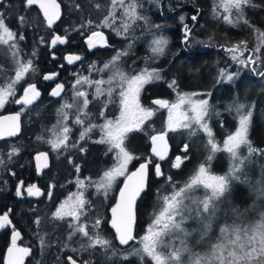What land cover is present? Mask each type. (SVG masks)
I'll return each mask as SVG.
<instances>
[{
  "label": "trees",
  "instance_id": "16d2710c",
  "mask_svg": "<svg viewBox=\"0 0 264 264\" xmlns=\"http://www.w3.org/2000/svg\"><path fill=\"white\" fill-rule=\"evenodd\" d=\"M178 1L175 6L180 7L176 10V15L168 21H164L163 16L167 13L168 7L175 8L173 4L164 0L153 7L148 5L149 10L152 11L153 24L160 26V32L167 31V39L169 41L170 34V41L165 54L152 60L156 65L155 68L160 70L162 79L147 85L142 92V97L147 103L155 97L171 100L174 96L173 91L177 92V90L169 87L172 80L177 81L178 92L180 93L185 91L190 93L212 91L213 95L206 98L210 100L211 105L220 111V117H214L210 120V125L215 140L222 141L235 129L236 117L234 113L225 111L223 108L224 102L230 103L232 100L228 92L222 91L223 84L228 81L215 84V78L218 69L226 68L229 64L228 58L225 57L228 54L224 50L225 48L243 40L247 42L250 50L252 49V37L255 38L264 31V0H251L250 5L244 6V17L249 21V25H244L243 21H240L237 27L224 23L222 16L217 12L218 10H214V7L217 8L215 4L217 0ZM67 3L71 4L73 8L67 15L66 31H63L62 23L58 24L55 31L72 38L73 42L71 41L72 43L69 44L68 52L81 55L80 63L72 67L64 63L61 46L51 49L50 39L53 30L45 25L36 7H25V0H4L0 3L2 5L0 13L4 14L10 29L25 37L22 41L18 39L15 41L19 46L20 57L25 61L31 59L36 69L34 72L26 74L23 80L16 85L15 95L9 97L0 110L1 114L8 110L17 109L23 117L22 134L11 140H0V159L4 160V163L0 164V211L11 209L13 226L20 232L18 243L31 249L24 264H58V261L59 264H66L70 255L73 258L82 257L83 260H91L92 264H111V261L105 260L103 251L99 249L91 254L82 251L73 254L71 249L79 250L85 238L77 234L69 240L68 225L71 218L66 217L62 221H57L52 216L63 198L74 189L71 180H73L74 172H77L80 178L86 179L84 198L88 201V207L85 215L89 217L85 220L82 216L79 223H84L91 229L92 221L98 217L102 221L103 235L114 240L116 233L110 224V209L115 203L122 179L115 180L106 193L103 190L97 191L95 187V184L98 183L96 175L102 171L93 168L99 165H109L107 163L110 162L109 157L112 152H107L105 144L95 143L98 140L93 135L92 137L88 135L86 140L79 139L78 143H80H76V148H68L66 156H56L48 152V142L45 140V132L43 133V131L56 116L57 109L64 103H71L72 98L67 93L59 98H49L47 95L49 83L44 80V76L57 74V82L60 81L67 86L73 78L78 76L91 77L92 72L95 71H90V65L102 68L105 63L111 61L116 51H124L130 41L128 36H120L117 42L111 41L112 49L89 48L86 36L96 28L86 23L88 19H85L87 14L83 10V1L68 0ZM76 5H81L83 8L80 9ZM187 7L189 8L188 12ZM159 13H162L163 16H159ZM76 14H82L83 18L79 19ZM21 15L25 17L23 24H19L17 19ZM190 15H195L196 21L190 19ZM179 16H184L183 22L180 21ZM64 18L62 17L63 20ZM186 23L192 31L189 41L182 46L180 44V31L183 30ZM173 27H178V30ZM134 36H139V34ZM133 45L131 52L121 58L123 67L126 70L149 68L150 63L144 59L146 55H150L146 48L147 43L143 44L135 40ZM182 47H188L192 55L189 57L183 55L181 53ZM60 48L61 50H59ZM7 49V45H0V65H3V70H0V87H6L10 80L15 79L16 64L11 52L5 55ZM245 54L248 53L245 52ZM261 59L264 61V46L261 48ZM256 67L259 71H264V66L261 64H257ZM238 69H241L240 74L244 78L243 92L246 93L244 96H239L238 99L254 105L249 139L254 148L264 150V81L260 77L252 75L247 67L238 66L237 68H230L229 71L236 72ZM102 76H106V74L94 78L99 80L102 79ZM28 84H35L40 89L41 96L32 107L20 106L18 108L14 103L22 89ZM93 105L92 101L85 111L93 107L94 114L89 116L98 117L99 112L97 114L95 110L97 107ZM22 107L24 108L23 112H21ZM68 110L71 114H76L75 108ZM163 119V110L158 111L154 118L147 120L139 129L129 132L125 138V148L134 157L132 166L145 161L149 163V170L146 187L134 205L133 234L136 239L131 241L128 246H119L118 241L114 240L118 248L140 247V237L145 234L148 225L154 219L153 214H158L161 210L162 196L171 194L174 185L183 187L184 183L194 174V170L209 154L204 148L207 140L205 135L200 133L189 140L187 132H179L180 134H177L179 137L174 139L173 136L176 133L167 132L170 149L165 158L161 160L152 151L150 137L155 133H164ZM221 119L224 121L223 126L220 123ZM185 143L192 145L191 150L187 153L189 158L182 161L180 168H174L172 165L176 156L183 157L184 155L182 149ZM81 146L85 151L79 150ZM13 147L19 151L9 158V152ZM41 152L47 154L49 167L38 171L36 157ZM241 155L247 156L248 153L243 152ZM70 160L72 163L69 162ZM255 160L258 161V166L264 165V156L258 152L246 162L247 168H244V173L250 182H257L258 184L264 178V171L255 174L254 170L248 169L250 163L254 166ZM157 164L160 165L163 172L162 177L155 174ZM74 165H79L80 170L76 171L69 168V166ZM229 165L228 154L219 152L211 162L210 167L212 172L225 174ZM168 177H171V183L168 182ZM18 184L35 185L40 190V195H34V199H32L28 197L27 193L20 191L21 195L18 196L16 194ZM251 190L248 183L235 181L232 184L230 198L233 203L242 209L249 208L250 204H254L256 209L254 213L246 214L243 218L244 223L258 219L259 212L264 211V198L256 196L255 193L253 197ZM202 191L201 189L198 194H202ZM38 218L39 224L35 222ZM216 235H218V227L212 234L213 242ZM40 236L44 237V246L40 243ZM10 241L11 234L8 231H0V264H4V254ZM65 243L68 244L67 248L64 247ZM194 250L203 253L205 248L197 246ZM185 260L187 259L185 258ZM78 264H81L79 259ZM127 264H141V261L138 257H129ZM144 264H153V262L150 258H145Z\"/></svg>",
  "mask_w": 264,
  "mask_h": 264
},
{
  "label": "snow or ice",
  "instance_id": "6c2138e0",
  "mask_svg": "<svg viewBox=\"0 0 264 264\" xmlns=\"http://www.w3.org/2000/svg\"><path fill=\"white\" fill-rule=\"evenodd\" d=\"M152 2L159 5L160 0H152ZM111 3L113 8L117 4L122 8V13L119 16L121 21L119 27L113 24L117 16L112 10H108L100 25H97L98 27H111L117 36H127L134 31L136 22L143 21L145 31L152 36V39L148 42L150 55H146L144 59L151 62L165 54L169 41L166 37L158 36L152 31V29H158L160 26L151 25L148 17L139 11V9L143 8L140 0H111ZM35 4H39L48 26L51 27L54 20L58 19L60 15L59 6L55 4V0H51V3H46L45 0H25V7ZM250 4L251 0H220L218 7L224 8L225 12L229 13L222 16L223 22L233 27L239 26L240 21H243L244 25H249V21L244 17L243 13L244 6ZM50 7L54 11L50 12ZM76 7H79V5H76ZM94 7L101 9L102 5L96 3ZM233 10H235L234 16L231 15ZM17 19L19 24L25 23L23 15ZM196 19L197 17L194 15L192 20L196 21ZM180 21H184V16L180 17ZM86 23L91 25L92 21L88 20ZM191 31L188 25L184 24L182 43L189 41ZM94 38L98 39L94 40ZM17 39L22 41L25 37L11 30L6 23L4 14L0 13V45L8 46L5 55L11 52L13 61L16 64L15 79L10 80L6 87H0V107L4 106L9 97L15 95L16 85L23 80L25 75L36 70L31 59L25 61L20 57L19 46L15 42ZM133 39L138 38L134 37ZM51 43L54 46L57 43H65V40L61 36H55ZM98 43L104 46L107 45V40L103 32L93 31L87 40L88 47L94 48ZM133 46L130 40L128 47L124 51H116L111 61L105 63L102 68L90 65V71L102 73L108 70L111 72L112 74L107 80H91L87 76H78L73 85V88L83 84L94 85L95 93L92 99L98 101L105 94L109 98L113 97L117 92L119 95L120 115L115 121L106 119L102 125L88 124L80 133V140H86L88 133L99 127L102 135L95 143L108 145V153L116 152V165L104 171L101 182L95 184L98 192L103 190L106 193L118 177L127 175L125 170L134 157L125 149V138L129 132L133 129H139L149 117L154 115L153 109L145 108L141 105L140 94L145 85L162 79L160 70L152 69L148 71L143 69L137 74L129 75L118 66V62L131 52ZM262 46H264V32L259 33L258 44L250 50L247 42L243 40L224 50L230 55V59L235 64L247 67L252 75L258 76L264 81V71H259L256 67L257 64L264 66V61L261 59ZM245 52L248 53L246 58ZM65 59L71 64L79 61L81 57L69 56ZM230 67L218 69L215 84L235 81L240 75L241 69L236 72H230ZM0 70H3V65H0ZM56 75H45L44 80H52ZM103 85H107V87H102ZM169 87L177 90L178 103H170L163 99L153 101L155 105L169 109L168 130H186L189 140L202 131L207 137L204 148L209 154L194 170V174L184 183L183 187L174 185V190L171 194L162 196L161 210L158 214H153L154 219L148 225L145 234L140 237V247L121 249L118 248L114 240L118 241L119 246H128L131 241L136 239L133 234L135 222L134 205L146 187L149 163L140 164L135 172L127 175L124 186L120 189V198L111 209L112 219L110 223L116 233L114 240L103 235V230L101 229L102 221L98 217L92 221L91 229L84 223H79L82 216L85 220L89 219L85 215L88 201L82 193L72 194L52 214L57 221H62L66 217L71 218L68 225L69 240L77 234L85 238L81 243L80 249L72 248L71 252L76 254L78 251H82L91 254L99 249L103 251L105 260L111 261V264H127L129 257H138L141 264H144L145 258H150L153 264H264V211L259 212L258 219L244 223L243 218L246 214H250L256 209H242L236 206L230 198L232 184L235 181L248 183L256 196L264 198V178L257 184V182H250L244 173L246 162L254 154L259 152L260 155L264 156V150L254 148L249 139V127L253 117L254 105L242 102L235 96L232 98L225 111L235 114V117L238 118V127H236L234 132L227 135L222 142L223 147L221 148L213 136V130L209 123L214 117H220V111L210 104L209 99L197 98L200 96L211 97L213 92L180 93L178 92L176 80H172ZM63 90L64 85L58 83L50 95L60 97ZM40 96L41 93L37 90L36 85L28 84L23 90V95L15 103L24 106L33 105ZM90 103L87 92L74 91L72 102L62 104L57 109V112L61 114V121L68 120L69 117L65 109L75 108L76 119L74 123L84 125V117L89 115L85 109ZM104 107H107V103H104ZM23 111L24 108L22 107L21 112ZM131 113H137L138 115L135 119H129ZM100 115L103 116L104 112L101 111ZM5 119L12 121V123L7 130L0 129V136H15L20 131V113ZM61 121H58V123ZM220 123L223 126V119L220 120ZM49 131L52 130L50 129ZM69 132L70 128L63 125H61L59 131L54 132L55 139L47 141L54 151L69 147ZM151 140L154 145L153 153L163 160L167 155L166 143L161 150L156 147V142H164L165 136L163 134L152 136ZM70 147L76 148V144L73 143ZM191 147V143L184 144L182 149L183 157L177 156L172 167H181L182 161L189 158L187 153L191 150ZM242 147H246L247 156L241 155ZM79 150L85 151L83 146ZM18 151L19 149L13 147L11 152H9V158ZM219 152L228 154L230 165L225 174L215 175L212 174L210 166ZM41 157L46 160L47 154L41 152L36 159L39 160ZM69 162L72 163L71 160ZM3 163L4 160L0 159V164ZM38 167L40 166L38 165ZM75 168L76 171L80 170L79 165H75ZM155 174L158 177L163 176L159 164L156 165ZM168 182H172L171 177H168ZM77 185L81 189L85 187L83 180H77ZM34 188L35 191H33ZM201 189L203 190L202 194H198ZM27 191L28 195H40V190L35 185L30 186ZM16 194L18 196L21 195L19 187ZM69 200L72 201L71 204H69ZM236 221L241 222L237 223ZM35 222L39 224V218ZM10 223L8 213L0 216V228ZM189 224H194L195 227L189 230ZM217 227L218 235L215 236V241L213 242L212 234H214V230ZM19 239L20 232L13 228L11 246L7 250L6 264H24L25 257L30 255L31 249L29 247L18 246L17 241ZM39 239L41 245L44 246V237L40 236ZM197 246L205 248L203 253L194 250ZM64 247L67 248L68 244L65 243ZM185 257H187V260H185ZM78 259L81 264H92L91 260H83L82 257L73 258L71 255L68 256L66 264H78Z\"/></svg>",
  "mask_w": 264,
  "mask_h": 264
},
{
  "label": "rangeland",
  "instance_id": "374dc122",
  "mask_svg": "<svg viewBox=\"0 0 264 264\" xmlns=\"http://www.w3.org/2000/svg\"><path fill=\"white\" fill-rule=\"evenodd\" d=\"M67 1L68 0H61L60 2H61V4H62V6H63V10L64 11H66L65 12V14H64V16H65V18H64V16H63V18H64V20L62 19V27H63V31L65 32L66 30V19H67V15H68V13L71 11V9L73 8V6L71 5V4H68L67 3ZM83 1V7L81 6V5H79V8L80 9H82L83 8V10H85V12H86V16H87V18H85V19H88V20H91L92 21V24H91V26H93V27H95L96 29H99V30H103V31H105L106 33H108L109 34V36L113 39V41L114 42H117L118 41V39H119V37L120 36H117L116 34H115V32L112 30V28L111 27H109V28H105V27H102V26H100V27H98L97 25H100V23H101V21L103 20V18H104V16L107 14V12H108V10H112L114 13H115V15L117 16V19L116 20H114L113 21V24H114V26H116V27H119V25H120V23H121V21L119 20V16L121 15V13H122V8L117 4V6L116 7H112V3H111V0H82ZM96 3H100L101 5H102V8L101 9H96L95 7H94V5L96 4ZM140 3L143 5V8L141 9V10H139L140 12H142V11H147L148 10V7L146 6L145 7V5H152V7L155 5V3H153L151 0H140ZM219 3H220V0H217L216 1V5H217V8H215L214 7V10H218L217 12L221 15V16H223V15H225V14H229V13H226L225 12V10H224V8H222V7H218V5H219ZM164 4H166L165 2H164ZM235 13V10H233V12L231 13V15H233ZM244 13H245V10H244ZM243 13V14H244ZM143 14V13H142ZM223 14V15H222ZM70 16V15H69ZM76 16L79 18V19H82L83 18V15L82 14H76ZM82 17V18H81ZM180 17L181 16H179V19H180ZM69 20V19H68ZM118 21H120V22H118ZM143 22V21H142ZM140 25V21H138V22H136V25L134 26V31H132V32H130L127 36H132V34H135V28H137L138 26ZM262 32H264V31H262ZM180 33H181V38H183V30L181 29V31H180ZM156 35H162V36H164V37H166L167 38V31H161V32H157L156 33ZM65 36V35H64ZM52 37H53V34L51 35V39H52ZM51 39H50V41H51ZM152 39V37L151 36H148V38L146 37V36H143V42L144 43H147V50H148V42L150 41ZM130 41V40H129ZM132 41V43L135 41V40H131ZM169 41H170V34H169ZM251 41H252V45H251V47L252 48H254V43H255V47H256V45L258 44V42H259V36H257V37H255L254 38V36L252 37V39H251ZM51 44V43H50ZM116 54V53H115ZM114 54V55H115ZM247 55L248 54H245V58L247 57ZM225 57H227L228 58V62H229V64L227 65V67L228 66H231L230 68L231 69H233L234 67L235 68H237L238 66H240V65H237V64H235L231 59H230V55L229 54H227ZM148 63H150L149 65H148V67L149 68H147V70L148 71H151L152 69H157V68H155L156 67V65L153 63L154 61H151V62H149V61H147ZM118 66L120 67V69L122 70V71H126V68H124L123 67V64H122V60L121 61H119L118 62ZM243 67V66H242ZM229 68V69H230ZM141 70H143V69H139V70H136V72H134V73H129V75H131V74H137L139 71H141ZM241 73V72H240ZM103 74H106V76H102L101 78L103 79V80H107L108 78H109V76L112 74L111 72L109 73V71L107 70V72H100V76L101 75H103ZM91 80H95V78H96V76H95V78H94V75L92 74V76L91 77H89ZM77 79V77L76 78H73L70 82H69V84H68V86H67V91H68V94L67 95H69L71 98H72V96H73V92L74 91H85V92H87L88 93V98H89V100L92 102L93 101V103H94V105L97 107L95 110L97 111V114H98V112H99V114L97 115L98 117H94V116H89V115H93L94 114V112H93V107L92 108H90L89 110H87L88 112H90L89 113V115L87 116V117H84V119H85V124L84 125H79V124H76V123H74V121H75V119H76V114L74 113V114H71V112L68 110V109H65V111L67 112V114H68V120H62L61 121V114H59L58 112H56V116H54V118L52 119V122L51 123H49L47 126H46V128L44 129V131H43V133L45 132V140L46 141H49L50 139H55V136H54V132H57V131H59L60 130V128H61V125H63V126H67L68 128H70V132L68 133V136H69V139H68V144H69V147H70V145L71 144H73V143H77V144H79L78 143V141H79V139H80V133L84 130V128L85 127H87L88 126V124H95V125H102L104 122H105V120L107 119V120H112V121H115L116 120V118H118L119 117V115H120V104H119V95H118V92L113 96V97H111V98H109L108 96H107V94H105L104 96H102L101 98H100V100L98 101V100H94V99H92V96H93V94L95 93V86L94 85H90V84H83V85H77L76 86V88H73V85L75 84V80ZM158 81H160V80H155V81H153V82H151V83H149V84H153V83H155V82H158ZM149 84H147V85H149ZM147 85H145V87L147 86ZM27 87V86H26ZM102 87H107V85H103ZM114 88H115V86H113ZM145 87H144V89H145ZM243 88H244V78H243V76H241V74L235 79V81H233V82H227V83H224L223 84V86H222V91L224 92H228V94L231 96V99L235 96V97H239V96H244V94H246V93H244L243 92ZM144 89L141 91V94H140V103H141V105L143 106V107H145V108H149V109H153L154 110V115H152L151 117H149L147 120H149V119H152V118H154V116L157 114V112L158 111H162L163 110V113H164V119H163V129H164V133H166L167 134V132H171V133H176V135L175 136H173V138L174 139H177L178 137H179V135H177L179 132H187L186 130H183V129H178L177 131H169L168 130V116H169V109L168 108H161L160 106L158 107V106H154V105H152L151 103H150V101L147 103V102H145V100L143 99V97H142V92L144 91ZM23 90H24V88L22 89V91L20 92V94H19V96L17 97V100L18 99H20V97L23 95ZM173 91V90H172ZM174 92V96L172 97V99L171 100H167V99H165V98H160L159 97V99H163V100H167V101H169L170 103H178V99H177V92L176 91H173ZM181 93H190V92H187V91H185V92H181ZM192 93V92H191ZM64 96V95H63ZM155 98H157V97H155ZM198 99L199 98H206V97H204V96H200V97H197ZM82 99V98H81ZM207 99V98H206ZM151 100V99H150ZM242 101V100H241ZM102 102H104V103H107V107H104V103H102ZM99 103H100V105H99ZM61 104H62V102H61ZM228 104L229 103H227V102H224L223 103V108L224 109H226L227 108V106H228ZM90 105V104H89ZM93 105V106H94ZM99 105V106H98ZM2 109V107H0V110ZM101 109V111H103L104 112V115L103 116H101L100 115V112L101 111H99ZM183 110V109H182ZM73 113V112H72ZM96 113V112H95ZM254 113V112H253ZM138 114L137 113H131L130 114V116H129V119H135L136 118V116H137ZM146 120V121H147ZM58 121H61L60 123H58ZM145 121V122H146ZM144 122V123H145ZM209 123L211 124V122L209 121ZM250 125H251V123H250ZM236 127H238V118L236 117V123H235V129H236ZM52 130V131H49V130ZM235 129L232 131V132H234L235 131ZM249 129H250V127H249ZM133 130H136V129H133ZM132 130V131H133ZM201 134H203V135H205L202 131L200 132ZM199 133V134H200ZM180 134V133H179ZM231 134V133H230ZM88 135H90L91 137H92V135L94 136V138L95 139H97V140H99L100 138H101V135H102V133H101V131H100V129H99V127H97V128H94L93 130H92V132H90V133H88ZM229 135V134H228ZM198 136V135H197ZM206 136V135H205ZM227 137V136H226ZM226 137L224 138V139H226ZM207 138V137H206ZM223 139V140H224ZM223 140L222 141H216L217 143H218V145L222 148L223 147ZM125 142V141H124ZM48 144V152H51V154L53 153L54 155H56V156H66L67 155V150H68V148L69 147H67V148H62V149H59V150H53L52 148H51V146H50V144L49 143H47ZM76 144V145H77ZM107 146V149H108V145H106ZM124 146H125V144H124ZM126 149V148H125ZM242 150H241V153H247V149H246V147H242L241 148ZM127 150V149H126ZM50 154V153H49ZM115 156H116V152L114 151V152H112L111 153V156L109 157L110 158V162L109 163H107V164H109V165H105L104 166V169H102V171H103V173H104V171H106V170H108V169H110V168H112V167H114L115 165H116V160H115ZM41 160H42V158H40ZM220 159V158H219ZM257 159V158H256ZM259 159V158H258ZM257 159V160H258ZM68 160H69V158H68ZM257 160H255L254 161V166H253V164H249L248 165V169L249 170H251V171H253L254 170V173L255 174H259L260 172H263L264 171V165H262V166H258V161ZM259 160H261V159H259ZM43 161V160H42ZM133 161H130L129 162V164H128V166H127V168H126V174L127 175H131V173L132 172H135V166L137 165V164H135L134 166H132L133 165V163H132ZM145 163V162H144ZM141 164V163H140ZM244 168H247V165L244 167ZM137 169V168H136ZM211 172H212V170H211ZM103 173L101 174V176L100 177H98V178H96L97 179V182H101V180H102V177H103ZM212 174H215V175H222L221 173H215V172H212ZM127 175L126 176H123V177H118L117 179H119V178H121L122 179V184H121V188L124 186V183H125V180L127 179ZM72 179L73 180H71L72 181V185L74 186V189L72 190V191H70L64 198H63V200H62V202L59 204V206L62 204V203H64L66 200H68V198L72 195V194H77V193H82L83 194V196H84V193H85V189L83 188V189H81L80 187H78V185H77V180H83L84 181V183L86 182V179L85 178H80L79 177V175L77 174V172H74V175L72 176ZM116 179V180H117ZM146 182H147V179H146ZM21 186L19 187V189H20V191L22 192V193H27L28 191V188L30 187V186H24V185H22V184H20ZM32 186V185H31ZM120 188V189H121ZM120 189H119V191H118V193H117V197H116V200H115V203H114V205L111 207V209L117 204V202H118V200H119V198H120ZM251 192H252V196L254 197V192L251 190ZM69 202V204H71L72 203V201L71 200H69L68 201ZM58 206V207H59ZM249 208H254V204H250V207ZM111 209H110V220L112 219V213H111ZM253 213H254V211H253ZM252 219H254V217H252ZM244 221V220H243ZM111 222V221H110ZM111 224V223H110ZM188 227H189V230L192 228V227H195V225L194 224H189L188 225ZM13 231V230H12ZM11 237H12V232H11ZM11 242V241H10ZM19 247H23V246H21L20 244L18 245ZM9 247V246H8ZM186 259H187V257H185Z\"/></svg>",
  "mask_w": 264,
  "mask_h": 264
},
{
  "label": "flooded vegetation",
  "instance_id": "af4514ba",
  "mask_svg": "<svg viewBox=\"0 0 264 264\" xmlns=\"http://www.w3.org/2000/svg\"><path fill=\"white\" fill-rule=\"evenodd\" d=\"M4 0H0V3H2ZM161 1H164V0H160V3H161ZM56 2H57V4L59 5V7H60V11H61V13H60V17H59V19H58V21H57V23L55 24V26L54 27H52V28H50L51 30H53V37H52V39H51V41L53 40V38L55 37V36H61V37H63L64 38V40H65V43H63V44H60V43H57L56 45H52V43H51V41H50V47H51V49H53L54 47H56V46H61V48L63 49V60H64V63L65 64H67L68 66H70V67H72V66H74V65H78L79 63H80V60L79 61H75V62H73V63H71V64H68V62H67V60L65 59L68 55H71V56H80L81 57V55H79V54H77V53H74V54H72L71 52H68L67 51V49H68V47H69V44H71L73 41H72V38H70V37H68V36H64V34L62 35V34H59L58 32H56L55 30H56V28H57V26H58V24H60L61 23V19H62V17H63V15H64V10H63V6H62V4L59 2V0H56ZM168 2L170 3V4H173L174 6H175V4L177 3V2H179L178 0H172V1H170V0H168ZM4 6H6V5H4ZM32 6H34V7H36L38 10H39V12H40V14H41V16H42V18H43V20H44V23H45V25L47 26V24H46V20H45V18H44V16H43V13H42V10L38 7V6H36V5H32ZM148 7V5H145V7ZM151 6V5H150ZM188 6V5H187ZM152 7V6H151ZM180 6H175V8H170V7H168L167 9H168V11H167V13L163 16V14L162 13H159V16H163V19H164V21H168L171 17H174L175 15H176V10H178V8H179ZM0 9H2V5H0ZM142 9V8H141ZM141 9H139V10H141ZM187 9V12L189 11V8L187 7L186 8ZM142 13H143V15H145V16H147L148 17V19H149V22H150V24L151 25H154L153 24V21H152V18H151V15H152V11L151 10H149V8H148V10L147 11H142ZM189 14V13H188ZM192 17H193V15H190L189 16V18L190 19H192ZM118 22H120V21H118ZM187 25H188V23H186ZM48 27V26H47ZM160 28V27H159ZM157 29V28H154V29H152V31L153 32H155V33H157V32H160V29ZM173 28H175L176 30H178L176 27H173ZM95 30H99V29H95ZM135 34H132V36H128V40H136V41H140L141 43H143V44H145L142 40H143V36H146L147 38H148V36H151L150 34H147V32L145 31V28H144V25H143V22L142 21H140V25L137 27V28H135ZM105 32V31H104ZM91 33V31L88 33V35L86 36V39H87V37L89 36V34ZM106 33V32H105ZM142 33H144L143 35H142ZM136 34H139V36H134V35H136ZM106 37H107V42L112 46L113 44L111 43V41L113 40L110 36H109V34L108 33H106ZM134 37H137L138 39H133ZM152 37V36H151ZM182 40H183V38H181V45L183 46L184 45V43H182ZM72 41V42H71ZM61 48L59 49V50H61ZM94 48H100V47H94ZM112 48H113V46H112ZM181 53L183 54V55H185V56H187V57H189V56H191L192 55V53H190V51H189V49H188V47H182V50H181ZM136 70L137 69H135V70H126V71H124L125 73H134V72H136ZM107 72V71H106ZM110 73V72H109ZM92 74L94 75V77L96 76V78H99L100 77V72H92ZM50 75V74H49ZM46 81V80H45ZM47 83H49V89H48V93H47V95H48V97L49 98H51V99H55V98H59V97H53V96H51L50 95V93H51V91L55 88V86H56V84H58V83H61L60 81L59 82H57V75H56V77L54 78V79H52V80H47L46 81ZM63 85H64V90H63V92H62V95L61 96H63V95H65L66 93L68 94V91L66 92V89H67V85H65L64 83H62ZM37 90L40 92V89L39 88H37ZM37 101H35L34 103H33V105L36 103ZM15 106H17L18 108L20 107V106H24V105H22V104H17V103H15L14 104ZM33 105H29V106H24V107H32ZM13 112H17V113H20L17 109H12V110H8V111H5V112H3V113H13ZM22 120H23V117H22V115H21V113H20V126H21V128H20V133L16 136V137H7V136H4V138H2V139H0V140H11V139H14V138H17L19 135H21L22 134V131H23V124H22ZM10 125H3L2 127L0 126V129H4V130H7L8 129V127H9ZM177 157V156H176ZM45 164L44 165H46V166H40V169H39V171H41V169H47L48 167H49V161H48V157H47V159L45 160ZM143 162H145V161H141V162H139V163H137V165L135 166V171H136V168H137V166L140 164V163H143ZM145 163H147V162H145ZM104 166L105 165H99V166H96V167H94L93 169H98V170H101L102 171V169H104ZM69 168L70 169H74V170H76V168H75V165L74 166H69ZM148 170H149V167H148ZM148 170H147V174H148ZM103 173V171L99 174V175H96V178H98V177H100L101 176V174ZM146 179H147V177H146ZM21 185H19L18 184V186H17V188H16V193H17V189H18V187H20ZM121 188V186L119 187V189ZM34 191V190H33ZM119 191V190H118ZM27 195H28V192H27ZM28 197H30V198H32V199H34V195H28ZM138 199V198H137ZM5 213H8V218H9V220L11 221V223L10 224H8V225H6L5 227H3V228H0V231H8L10 234H11V232H12V230H13V228H14V226H13V222H12V217H11V214H12V212H11V209L10 208H8V209H6V210H2V211H0V216H2V215H4ZM112 216V215H111ZM111 221V220H110ZM133 228H134V226H133ZM17 244L19 245V243H18V241H17ZM21 245V244H20ZM9 246H11V242H10V244H9ZM21 246H23V245H21ZM24 247V246H23Z\"/></svg>",
  "mask_w": 264,
  "mask_h": 264
},
{
  "label": "water",
  "instance_id": "95a60500",
  "mask_svg": "<svg viewBox=\"0 0 264 264\" xmlns=\"http://www.w3.org/2000/svg\"><path fill=\"white\" fill-rule=\"evenodd\" d=\"M45 2L46 3H51V0H45ZM55 4L56 5H58L57 4V2H56V0H55ZM36 6H38L39 7V4H35ZM59 6V5H58ZM40 8V7H39ZM41 9V8H40ZM42 10V9H41ZM49 11L50 12H52V11H54V9H52L51 7L49 8ZM42 13H43V10H42ZM59 13H61V11H60V7H59ZM43 16H44V13H43ZM59 17H60V15H59ZM44 18H45V16H44ZM59 19V18H58ZM58 19H56V20H54V23L51 25V27L50 28H52V27H54L55 26V24L57 23V21H58ZM45 20H46V18H45ZM46 24H47V21H46ZM47 26H48V24H47ZM49 27V26H48ZM98 32H103L104 33V36H105V38H106V40H107V37H106V33L104 32V31H101V30H97ZM91 34H92V32L89 34V36H91ZM95 39H98V38H94V40ZM88 40V38L86 39V41ZM95 47H102V48H107V49H112V46L107 42V45H104V46H101V44H97ZM69 56H71V55H68L67 57H69ZM68 62V61H67ZM69 64V63H68ZM156 99H159V98H153L152 100H151V104H153V105H155L154 103H153V101L154 100H156ZM156 106H158V105H156ZM17 114V112H13V113H2V114H0V126L2 127L3 125H11V123H12V121H10V120H6L5 118L6 117H11V116H14V115H16ZM20 123V122H19ZM20 128H21V126H20ZM4 130V129H3ZM20 133V131L19 132H17L16 133V135L15 136H12V137H16L18 134ZM161 134H163L164 136H165V141L164 142H161V141H157L156 142V147H158V148H160L161 150L165 147V143H166V147H167V152L169 151V149H170V145H169V142H168V139H167V136H166V134L165 133H162V132H159V133H155V134H153V135H151V137L152 136H158V135H161ZM151 137H150V142H151V144H152V147H154V145H153V142H152V140H151ZM2 138H4V136H0V139H2ZM141 164H143V163H141ZM39 166H43V161L42 160H40V164H39ZM139 166H140V164L137 166V169L139 168ZM39 169H40V167H38V171H39ZM136 169V170H137ZM7 256H8V252L6 251V253H5V255H4V263L6 264V258H7ZM27 257H25V259H26ZM25 259H24V261H25Z\"/></svg>",
  "mask_w": 264,
  "mask_h": 264
}]
</instances>
